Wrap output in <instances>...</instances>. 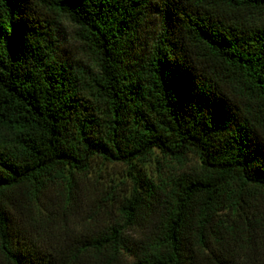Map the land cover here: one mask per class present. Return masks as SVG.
Returning <instances> with one entry per match:
<instances>
[{"label":"trees","instance_id":"obj_1","mask_svg":"<svg viewBox=\"0 0 264 264\" xmlns=\"http://www.w3.org/2000/svg\"><path fill=\"white\" fill-rule=\"evenodd\" d=\"M0 264H264V0H0Z\"/></svg>","mask_w":264,"mask_h":264},{"label":"rangeland","instance_id":"obj_2","mask_svg":"<svg viewBox=\"0 0 264 264\" xmlns=\"http://www.w3.org/2000/svg\"><path fill=\"white\" fill-rule=\"evenodd\" d=\"M60 32H59V47L57 49V53L60 57L63 59H66L68 62L74 64L76 62H86L85 56L83 55L81 51V46L78 40L75 38V31H76V26L72 22H70L68 19L63 17L61 19V27H60ZM159 30V22L158 19L154 16H148L146 19V22L143 26V32L139 38V43L143 42H150L153 37L157 34ZM155 154L158 155V159L160 158L159 152L156 150ZM195 158H191V162H195ZM143 167L146 171L147 174H151L152 176L156 175L157 169L159 171V167L163 172L167 170V167H161L159 163L154 159L152 156L147 160L144 164ZM186 167L185 165H182L180 167L184 168ZM91 171L89 172V180L91 182H94L93 179L94 177H99L100 182L98 183V187H103L106 182H108V179H112L115 183L123 179L124 177V170H125V165L121 162H101L99 159H94L91 163ZM179 166H176V169H178ZM123 184H119L117 187V190L120 192L121 190H124ZM66 214L69 215L70 211H73V214H76L75 211L71 208L66 207ZM89 209V205L87 206L86 204H81L80 207L77 209L79 211V216H84L88 212L87 210ZM62 212V211H60ZM71 215V214H70Z\"/></svg>","mask_w":264,"mask_h":264}]
</instances>
